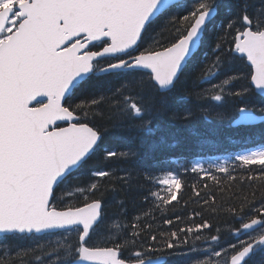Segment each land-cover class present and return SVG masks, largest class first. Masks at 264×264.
Masks as SVG:
<instances>
[{
	"label": "snow or ice",
	"instance_id": "snow-or-ice-1",
	"mask_svg": "<svg viewBox=\"0 0 264 264\" xmlns=\"http://www.w3.org/2000/svg\"><path fill=\"white\" fill-rule=\"evenodd\" d=\"M222 8L231 15L222 16ZM190 68L210 87L187 92ZM189 95L205 119L214 112L230 128L264 126V0L259 10L251 0H0V264H17L13 254L21 264L191 260L188 253L200 249L187 237L195 233L200 241L201 230L211 228L207 221L179 229L183 238L177 231L158 236L151 224L138 223L130 230L117 225L121 231L109 235L112 217L100 183H128L130 169L120 164L134 167L145 144L150 152L175 147L160 117L179 118ZM183 114L185 121L195 115L188 107ZM182 126L202 149V134ZM232 160L249 170L247 177L233 176L228 161L151 170L148 182L163 193L151 195L165 205L176 201L181 174L189 171L216 183L214 172L241 183L264 180V143ZM83 176L92 182L81 186ZM254 201L255 193L243 198L247 211L230 209L235 242L225 243L217 229L204 238L208 258L195 264H264V200ZM184 246L187 253L155 255Z\"/></svg>",
	"mask_w": 264,
	"mask_h": 264
},
{
	"label": "trees",
	"instance_id": "trees-1",
	"mask_svg": "<svg viewBox=\"0 0 264 264\" xmlns=\"http://www.w3.org/2000/svg\"><path fill=\"white\" fill-rule=\"evenodd\" d=\"M233 2L234 0H223L224 4H231ZM251 2L256 6V9L259 10L261 0H251ZM221 15L227 16L231 15V13L222 8ZM215 39L216 35L214 33L208 38L206 50H208L209 56H211L210 48ZM222 78L223 77H221V79ZM184 79L185 78L182 77V81ZM202 80L203 74L199 73L198 68H190L187 72L185 90L191 93L199 92L204 88L210 87L207 82L198 83V81ZM218 82L219 80L212 81V83ZM177 94L183 95L185 93L178 92ZM173 103L175 104V100H173ZM196 103L194 95H189L186 100L181 102L182 107L180 108L181 115L179 118L170 122L167 115H162L160 117L159 122L166 130L165 134L168 136L169 144L174 140L178 141L175 147L168 148L164 152L159 150L150 152L149 144H145L143 158L136 162L134 167L131 163L120 164L121 168L130 169L128 183H125L120 179L112 178H105L104 181L100 182L102 185V198L108 202L106 205V214L109 217H112L108 222V228L110 229V232L108 233L109 235H115L121 231V229L116 227L117 225H123L130 230L132 223H138L141 227H143L144 224H151L152 233L159 236L161 232L165 234L171 231L178 232L181 228L187 229L188 227H194L196 224L207 221L211 225V228L201 230L200 235L202 238L200 242L194 240L195 233H193V235H188L187 238L189 245L194 244L195 246L201 247L198 248L200 249L199 252H192L193 254H189L191 260H185V264H195L196 260H204L207 258L206 256L201 255V251L207 247L204 243V238L207 237L210 239L211 235L216 234L217 229H219L221 233H224L223 236H227H224V238H226L224 239L225 243L233 238L230 235V229L236 226V222L230 209L235 207L239 210L241 206H244L245 211H247L248 206L243 204V198L245 196H247L249 200H252V194L255 193L254 203L257 205L261 200H264V180L257 178L250 182L247 179H243V182L241 183L240 179L231 181L223 173L214 172L215 175L219 176H217L219 183H213L212 181L213 184H211V180L207 177H200V175L202 176V173H192L190 171L181 174L182 190L180 189L181 192L179 191V194L177 193L176 201L165 205L161 201L152 197V192L160 191L161 194L163 193L155 183L148 182L146 176L151 170L156 168H183L185 165L190 167L197 160H202L205 164L209 165V162L213 163L214 159L227 156L229 158L227 161L231 162L229 163V170L232 175L238 178H244L249 174V170L233 165L232 157L235 153H240L241 150L243 152V150L245 151L246 149L258 147L260 144L264 143V126L258 125L252 129L238 130L230 128L227 125H220L215 119L214 112L210 113L208 118L205 119L203 111L196 108ZM183 107L191 108L195 113V115L187 121L184 119ZM184 123L193 125L202 134L203 139L206 140L205 144L207 146L204 144L205 146L201 149L197 144L196 139L191 137L189 131L182 126ZM130 135L134 136L136 133H131ZM246 136L248 137L246 138ZM153 139H155V137H149V143ZM173 161H175V163ZM257 168L258 167L253 166L250 171L254 176L259 177L260 169ZM113 170H115V168H113ZM123 175H125V173L117 171V177ZM197 177L200 179H197ZM80 180L81 186H84L85 183L92 182L87 176L81 177ZM202 181L207 187H205ZM186 185H189L188 188ZM193 186H195V189L200 192L199 196L194 194ZM97 195H101V193H97ZM205 200H209V203L204 204ZM197 213L199 215H197ZM137 217H139V220L136 219ZM165 220H172V224H166ZM178 234L183 238V233L178 232ZM143 235L147 236L148 233L145 232ZM173 251L176 250H166L162 253L158 252L155 255H165V253L170 254ZM174 257L175 256L171 257L170 264H174L177 259V257ZM13 259L17 258L13 256Z\"/></svg>",
	"mask_w": 264,
	"mask_h": 264
},
{
	"label": "bare ground",
	"instance_id": "bare-ground-1",
	"mask_svg": "<svg viewBox=\"0 0 264 264\" xmlns=\"http://www.w3.org/2000/svg\"><path fill=\"white\" fill-rule=\"evenodd\" d=\"M235 131H236V130H235ZM235 131H234V132H235ZM240 131H241V130H240ZM250 131H251V130H250ZM248 132H249V131H248ZM251 132H252V131H251ZM231 133H232V131H231ZM250 134H251V133H250ZM235 135H236V134H235ZM235 135H234V136H235ZM237 135H238V134H237ZM239 135H240V134H239ZM253 136H254V135H253ZM247 137H248V136H246V138H247ZM254 137H255V136H254ZM258 137H259V135H258ZM232 138H233V137H232ZM239 138H240V137H239ZM233 140H234V139H233ZM237 140H238V139H237ZM205 141H206V140H205ZM209 141H210V140H209ZM218 141H220V140H218ZM227 141H228V140H227ZM241 141H242V139H241ZM216 142H217V141H216ZM209 143H210V142H209ZM212 143H214V142H212ZM218 143H219V142H218ZM220 143H221V142H220ZM216 144H217V143H216ZM216 144H215V145H216ZM240 144H241V143H240ZM205 145H206V144H205ZM205 145H204V146H205ZM209 145H210V144H209ZM234 145H235V144H234ZM236 145H238V144H236ZM206 146H207V145H206ZM212 146H213V145H212ZM216 146H217V145H216ZM216 146H215V147H216ZM242 146H243V145H242ZM242 146H241V147H242ZM244 146H245V145H244ZM238 147H239V146H238ZM238 147H237V149H238ZM217 148H219V147H217ZM234 148H235V147H234ZM234 148H233V149H234ZM243 148H244V147H243ZM231 149H232V148H231ZM245 149H246V148H245ZM246 150H247V149H246ZM243 151H244V150H243ZM235 152H236V151H235ZM241 152H242V150H241ZM235 154H236V153H235ZM235 154H234V155H235ZM231 156H233V155H231ZM196 159H197V158H196ZM228 159H229V158H228ZM208 161H209V160H208ZM230 161H231V159H230ZM173 162L175 163V161H173ZM205 162H206V161H205ZM207 163H208V162H207ZM228 163H231V162H228ZM209 164H210V162H209ZM180 165H182V164H180ZM231 165H232V164H231ZM233 165H234V164H233ZM174 166H175V164H174ZM177 166H178V165H177ZM256 167H257V166H256ZM257 169H259V168H257ZM233 171H234V170H233ZM200 174H201V173H200ZM193 175H194V174H193ZM198 175H199V174H198ZM195 176H196V175H195ZM217 176H218V175H217ZM193 177H194V176H193ZM200 177H202V176L200 175ZM218 177H219V176H218ZM221 177H222V175H221ZM198 178H199V177H197V179H198ZM195 179H196V178H195ZM199 179H200V178H199ZM192 180H194V179H192ZM206 180H207V179H206ZM207 181H208V180H207ZM192 182H193V181H192ZM202 182H203V181H202ZM208 182H210V181H208ZM205 183H206V182H205ZM213 183H214V182H213ZM213 183H212V181H211V184H213ZM192 184H193V183H192ZM195 184H196V183H195ZM199 184H200V183H199ZM203 184H204V182H203ZM189 185H190V184H189ZM189 185H188V186H189ZM193 185H194V184H193ZM196 185H198V184H196ZM204 185H205V184H204ZM184 186H185V185H184ZM184 186H183V187H184ZM188 186L186 185L187 188H188ZM196 187H198V186H196ZM181 188H182V187H181ZM192 188H193V187H192ZM181 190H182V189H181ZM180 192H181V191H180ZM178 194H179V193H178ZM178 201H179V200H178ZM216 231H217V230H216ZM216 233H217V232H216ZM228 233H229V232H228ZM199 234H200V233H199ZM222 234H224V233H222ZM192 235H193V234H192ZM194 236H195V234H194ZM224 236H226V235H224ZM192 237H193V236H192ZM203 237H204V236H203ZM226 237H227V236H226ZM228 238H229V237H228ZM231 238H232V237H231ZM224 239H226V238H224ZM199 242H200V241H199ZM202 243H203V242H202ZM195 247H198V246H195ZM183 248H184V249H183ZM183 248L180 249V250H178V251H184V252L187 251V246H184ZM176 251H177V250H176ZM157 255H158V254H157ZM165 256L168 257L169 254H166V253H165ZM172 257H173V256H172ZM174 258H176V257H174ZM173 260H174V259H173ZM190 264H191V263H190Z\"/></svg>",
	"mask_w": 264,
	"mask_h": 264
},
{
	"label": "rangeland",
	"instance_id": "rangeland-1",
	"mask_svg": "<svg viewBox=\"0 0 264 264\" xmlns=\"http://www.w3.org/2000/svg\"><path fill=\"white\" fill-rule=\"evenodd\" d=\"M68 196H69V197L72 196L71 191L68 192ZM200 247H201V246H198V247H196V248H200ZM185 252L187 253V251H185ZM189 254L191 255V254H193V253H188V255H189ZM207 258H208V257H207ZM207 258H206V259H207ZM213 258H215V257H213ZM215 259H222V258H215Z\"/></svg>",
	"mask_w": 264,
	"mask_h": 264
},
{
	"label": "water",
	"instance_id": "water-1",
	"mask_svg": "<svg viewBox=\"0 0 264 264\" xmlns=\"http://www.w3.org/2000/svg\"><path fill=\"white\" fill-rule=\"evenodd\" d=\"M184 1H186V0H174V3H176V4H182ZM163 256H165V255H163Z\"/></svg>",
	"mask_w": 264,
	"mask_h": 264
},
{
	"label": "flooded vegetation",
	"instance_id": "flooded-vegetation-1",
	"mask_svg": "<svg viewBox=\"0 0 264 264\" xmlns=\"http://www.w3.org/2000/svg\"><path fill=\"white\" fill-rule=\"evenodd\" d=\"M22 243H24V244H27L28 242L27 241H24V242H22ZM14 256V255H13ZM17 264H21V262H20V260L17 258Z\"/></svg>",
	"mask_w": 264,
	"mask_h": 264
}]
</instances>
